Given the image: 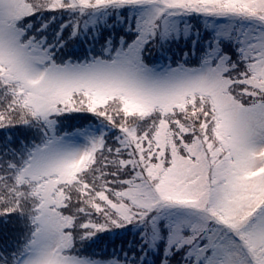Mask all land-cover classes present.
I'll list each match as a JSON object with an SVG mask.
<instances>
[{
  "label": "snow or ice",
  "instance_id": "obj_1",
  "mask_svg": "<svg viewBox=\"0 0 264 264\" xmlns=\"http://www.w3.org/2000/svg\"><path fill=\"white\" fill-rule=\"evenodd\" d=\"M0 264H264V0H0Z\"/></svg>",
  "mask_w": 264,
  "mask_h": 264
},
{
  "label": "rangeland",
  "instance_id": "obj_2",
  "mask_svg": "<svg viewBox=\"0 0 264 264\" xmlns=\"http://www.w3.org/2000/svg\"><path fill=\"white\" fill-rule=\"evenodd\" d=\"M153 58H155V59H159V52L154 51V52H153Z\"/></svg>",
  "mask_w": 264,
  "mask_h": 264
},
{
  "label": "trees",
  "instance_id": "obj_3",
  "mask_svg": "<svg viewBox=\"0 0 264 264\" xmlns=\"http://www.w3.org/2000/svg\"><path fill=\"white\" fill-rule=\"evenodd\" d=\"M103 246V245H102Z\"/></svg>",
  "mask_w": 264,
  "mask_h": 264
}]
</instances>
